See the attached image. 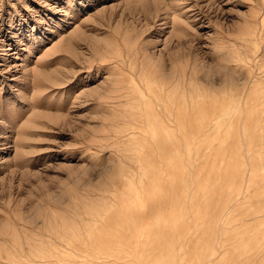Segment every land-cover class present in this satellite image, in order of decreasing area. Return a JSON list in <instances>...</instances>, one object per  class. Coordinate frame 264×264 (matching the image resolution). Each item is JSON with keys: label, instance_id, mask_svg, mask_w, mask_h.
I'll return each mask as SVG.
<instances>
[{"label": "rangeland", "instance_id": "obj_1", "mask_svg": "<svg viewBox=\"0 0 264 264\" xmlns=\"http://www.w3.org/2000/svg\"><path fill=\"white\" fill-rule=\"evenodd\" d=\"M0 264H264V0H0Z\"/></svg>", "mask_w": 264, "mask_h": 264}, {"label": "bare ground", "instance_id": "obj_2", "mask_svg": "<svg viewBox=\"0 0 264 264\" xmlns=\"http://www.w3.org/2000/svg\"><path fill=\"white\" fill-rule=\"evenodd\" d=\"M224 86V85H223ZM217 100L213 101L212 103L209 104V107L206 108L205 105H203V103L201 104V109L202 107H205L202 110H199V114L200 116L206 118V119H211L214 118L215 116H218L221 113H225L223 108L219 109L218 105H217ZM221 111V112H220ZM245 161H244V168L242 171V175H243V183L245 184V191L246 193H249L250 191H254L257 192V177H258V156L256 157H251L249 156V149L246 151L245 154ZM251 158V159H250ZM251 160V161H250ZM252 173H254L256 176L254 178H252ZM251 180H253L254 185H250Z\"/></svg>", "mask_w": 264, "mask_h": 264}]
</instances>
